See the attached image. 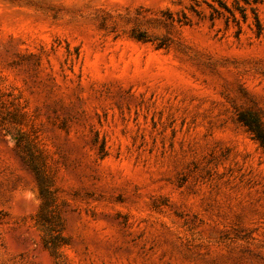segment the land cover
Instances as JSON below:
<instances>
[{
  "label": "rangeland",
  "instance_id": "rangeland-1",
  "mask_svg": "<svg viewBox=\"0 0 264 264\" xmlns=\"http://www.w3.org/2000/svg\"><path fill=\"white\" fill-rule=\"evenodd\" d=\"M221 1L0 0V264H264V0Z\"/></svg>",
  "mask_w": 264,
  "mask_h": 264
},
{
  "label": "trees",
  "instance_id": "trees-1",
  "mask_svg": "<svg viewBox=\"0 0 264 264\" xmlns=\"http://www.w3.org/2000/svg\"><path fill=\"white\" fill-rule=\"evenodd\" d=\"M220 3L226 9H230L221 0ZM252 11L257 26L261 27L256 8L252 7ZM244 17L246 18V15H244ZM233 18L238 22L234 14ZM136 37L138 39H143V36L140 34H137ZM239 119L248 127L253 137L264 147V125L259 115L253 111H241ZM23 159L35 172L40 187L39 190L42 201L34 217L35 225L42 232L41 239L44 246L49 250L52 256L59 258L61 256V248L69 244L68 236L64 233L65 227L59 210V204L56 201L53 191L49 188V184L41 168L32 164L29 159L24 157Z\"/></svg>",
  "mask_w": 264,
  "mask_h": 264
}]
</instances>
